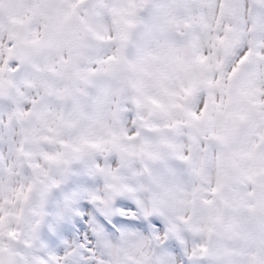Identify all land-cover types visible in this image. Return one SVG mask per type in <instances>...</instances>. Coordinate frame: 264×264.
<instances>
[{"label": "snow or ice", "instance_id": "snow-or-ice-1", "mask_svg": "<svg viewBox=\"0 0 264 264\" xmlns=\"http://www.w3.org/2000/svg\"><path fill=\"white\" fill-rule=\"evenodd\" d=\"M0 264H264V0H0Z\"/></svg>", "mask_w": 264, "mask_h": 264}]
</instances>
